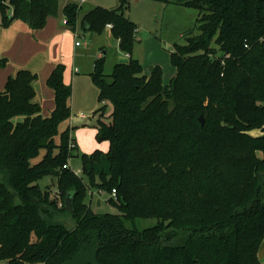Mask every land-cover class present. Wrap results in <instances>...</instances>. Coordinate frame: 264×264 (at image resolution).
Segmentation results:
<instances>
[{
	"label": "trees",
	"instance_id": "16d2710c",
	"mask_svg": "<svg viewBox=\"0 0 264 264\" xmlns=\"http://www.w3.org/2000/svg\"><path fill=\"white\" fill-rule=\"evenodd\" d=\"M77 1L63 7L72 29ZM157 1L199 13L187 42L171 52L176 74L166 85L161 66L146 75L133 56L142 40L127 5L98 6L82 20L97 33L111 25L129 58L106 75L101 56L91 74L98 101L112 104L110 124L107 105L96 111V138L109 141L107 152L79 153L63 63L48 79L55 91L49 116L34 101L38 74L30 69L0 91V262L262 264L264 0ZM59 9L60 0H0V25L20 20L41 29ZM7 63L0 58V67ZM74 157L81 174L71 168ZM46 177L51 183L42 187ZM93 188L119 213L94 211ZM69 193L74 212L65 209ZM145 219L156 223L141 227Z\"/></svg>",
	"mask_w": 264,
	"mask_h": 264
},
{
	"label": "rangeland",
	"instance_id": "374dc122",
	"mask_svg": "<svg viewBox=\"0 0 264 264\" xmlns=\"http://www.w3.org/2000/svg\"><path fill=\"white\" fill-rule=\"evenodd\" d=\"M66 1L75 2V0H60L59 14L55 17L59 18L61 21L65 18L63 14V5ZM77 2L79 3V7H81L79 16L75 22V28H77L80 34L76 39L77 42L81 44V46L78 47L79 53L77 54L78 69L80 68L81 72L93 71L95 61L98 59L100 53L104 54V52H106V54L102 56L105 57L104 72L106 75H110L115 65L119 63V41L112 34V31L106 26L101 33H97L85 27L82 20L87 13L98 6L111 10L117 9L123 4L127 5L125 7V14L138 26L137 36L142 42L135 44L133 55L142 64L144 74L148 75L153 66L159 65L163 70L164 84L166 85L171 81L176 71L171 63V52L175 44H185L187 42V32L195 28L196 19L199 15L197 9L177 4H161L157 0H85L84 2L78 0ZM108 108L112 109V104L110 102H108ZM107 111H105L104 121L110 124L112 120L111 117H109L110 112ZM91 129L93 130L92 127ZM78 130L79 129L74 130V136L78 140L80 154L85 153L82 147L93 145L94 140L98 144H102L98 146L99 149L97 150H102L104 148L105 150H102L103 152L109 150L110 143L107 141L99 143L96 136L92 135L93 131L85 130L81 132V136L78 137L76 133ZM251 134L259 136L262 134V131L260 129H255L251 131ZM91 152L88 153L90 154ZM71 164L72 169L77 174H81V158H71ZM50 179V177L42 179L40 185L45 187L47 183H51V181H49ZM91 190L93 193H89L87 201L94 211L98 213H119L118 209L108 202L109 195L107 193H100L94 188ZM98 198L101 199L100 206L97 204ZM139 223L141 227L151 226L156 223V220L145 219L139 221ZM259 258L262 264H264V243L260 248ZM0 264L8 263L7 261H1Z\"/></svg>",
	"mask_w": 264,
	"mask_h": 264
},
{
	"label": "crops",
	"instance_id": "0c3cea01",
	"mask_svg": "<svg viewBox=\"0 0 264 264\" xmlns=\"http://www.w3.org/2000/svg\"><path fill=\"white\" fill-rule=\"evenodd\" d=\"M67 3L69 1H66L63 7ZM64 20L65 18L61 21L55 16H49L46 25L37 30L31 29L27 23L20 20H14L8 27L0 25V58L8 59V63L0 67V91L4 90L10 76H15L22 68L30 69L38 74V78L33 82L36 91L34 101L41 105L42 114L49 116L55 108V91L48 85V79L56 65L63 63L65 65L64 82L72 86V114L68 123L73 127L71 135L75 138L79 149L74 130L79 129L76 132L78 137L85 130L93 131L92 135L97 137L100 115L96 111L102 105H107L108 108V102L98 101L99 88L92 79L93 71L83 73L80 68L78 69L77 54L81 44L76 45V38L80 34L78 31L76 35L70 26L64 24ZM107 27L111 30L109 25ZM102 55L104 54L100 53L98 58ZM118 56H125L120 49ZM107 108L106 111L108 110L110 115L112 109ZM100 145L102 144L94 140L93 145L83 146L82 149L89 154L88 152L99 149ZM70 165L72 168L71 161ZM49 184L47 183L46 186Z\"/></svg>",
	"mask_w": 264,
	"mask_h": 264
},
{
	"label": "water",
	"instance_id": "95a60500",
	"mask_svg": "<svg viewBox=\"0 0 264 264\" xmlns=\"http://www.w3.org/2000/svg\"><path fill=\"white\" fill-rule=\"evenodd\" d=\"M106 54V52H104V55ZM129 61V58L127 56H122L119 59V63H127ZM201 123L204 124V118L203 116L200 117ZM97 204L100 206L101 205V199L98 198L97 199ZM65 209L68 212H74V198H73V194L69 193L66 198H65Z\"/></svg>",
	"mask_w": 264,
	"mask_h": 264
},
{
	"label": "built area",
	"instance_id": "2783aa9c",
	"mask_svg": "<svg viewBox=\"0 0 264 264\" xmlns=\"http://www.w3.org/2000/svg\"><path fill=\"white\" fill-rule=\"evenodd\" d=\"M84 1H85V0H81V2H84ZM64 24H65V25H68V22H67L66 19L64 20ZM109 26L111 27V25H109ZM73 31H75L76 35L78 34V30H77V28L74 27ZM79 44H80L79 42H76V45H79ZM65 167H70V165L67 164V165H65ZM112 196H113V197H116V190H115V189L113 190Z\"/></svg>",
	"mask_w": 264,
	"mask_h": 264
}]
</instances>
